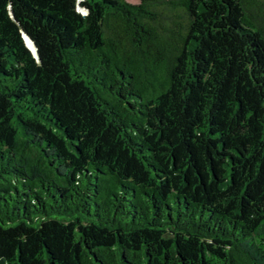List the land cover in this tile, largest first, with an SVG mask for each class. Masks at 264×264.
<instances>
[{"label":"trees","instance_id":"16d2710c","mask_svg":"<svg viewBox=\"0 0 264 264\" xmlns=\"http://www.w3.org/2000/svg\"><path fill=\"white\" fill-rule=\"evenodd\" d=\"M0 264H264V0H0Z\"/></svg>","mask_w":264,"mask_h":264},{"label":"water","instance_id":"95a60500","mask_svg":"<svg viewBox=\"0 0 264 264\" xmlns=\"http://www.w3.org/2000/svg\"><path fill=\"white\" fill-rule=\"evenodd\" d=\"M23 38H24V41H25V42H26V41H29L30 45L28 44V47L30 48V50H31V52H32V54H33V56L36 57V53H35L34 46H33L32 42H31L26 36H23ZM26 44H27V43H26Z\"/></svg>","mask_w":264,"mask_h":264},{"label":"rangeland","instance_id":"374dc122","mask_svg":"<svg viewBox=\"0 0 264 264\" xmlns=\"http://www.w3.org/2000/svg\"><path fill=\"white\" fill-rule=\"evenodd\" d=\"M127 1L132 2V3L136 2V0H127Z\"/></svg>","mask_w":264,"mask_h":264},{"label":"bare ground","instance_id":"6f19581e","mask_svg":"<svg viewBox=\"0 0 264 264\" xmlns=\"http://www.w3.org/2000/svg\"><path fill=\"white\" fill-rule=\"evenodd\" d=\"M26 43H27V45H28V44L30 45L29 41H26Z\"/></svg>","mask_w":264,"mask_h":264}]
</instances>
